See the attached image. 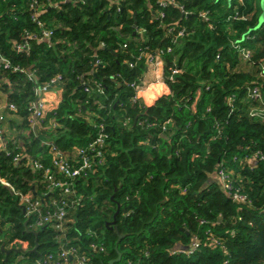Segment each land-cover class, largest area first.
Listing matches in <instances>:
<instances>
[{"label":"trees","instance_id":"1","mask_svg":"<svg viewBox=\"0 0 264 264\" xmlns=\"http://www.w3.org/2000/svg\"><path fill=\"white\" fill-rule=\"evenodd\" d=\"M258 1L161 7L158 0H0V54L18 68L0 65V91L15 107L5 108L0 121V264L17 257L34 264L60 249L64 242L52 228L38 237L28 228L12 188L41 195L43 172L27 160L49 167L52 149L66 154L86 146L99 125L108 135L107 158L75 185L82 199L70 210L69 246L87 252L92 243L104 245L92 264H109L118 253L115 264H264V160L249 162L256 152L264 155V122L250 115L247 99L248 88L261 82L264 94ZM236 9L248 19L229 21ZM181 27L189 35L175 42ZM45 28L49 41L30 37ZM233 41L251 50V62L242 61ZM25 42L29 49H16ZM157 51H164L163 80L138 90L149 60L138 57ZM241 63L260 66V75L242 71ZM98 84L104 95L85 91ZM45 85L60 88L62 97L33 128L30 106ZM221 170L231 172L234 190L219 182ZM106 203L114 207L110 217L101 212ZM193 240L196 250L178 252ZM9 249L25 253L8 255Z\"/></svg>","mask_w":264,"mask_h":264},{"label":"built area","instance_id":"2","mask_svg":"<svg viewBox=\"0 0 264 264\" xmlns=\"http://www.w3.org/2000/svg\"><path fill=\"white\" fill-rule=\"evenodd\" d=\"M189 1V0H186ZM158 3L161 7H167L172 5H178L177 0H158ZM240 5L244 4V0H238ZM238 8V7H237ZM35 14L33 15L34 20H37L40 10L34 9ZM183 16L189 15L190 12L185 11L182 8ZM162 17L164 15L162 14ZM199 17L203 20L209 21L208 13L201 11ZM248 16L246 14L240 13L237 9L235 14L229 17V21H246ZM42 26L41 23H38ZM143 30L138 31L140 35L143 34ZM169 32H173L172 29H169ZM177 34L175 35V42L179 38H186L189 33L186 28H179L176 30ZM52 35V31L48 28H45L42 31V35L38 36L35 33L30 35L31 38L38 41H49ZM234 48L238 50V53L244 62H251L252 52L250 49L241 47L236 42L231 43ZM101 46H105L103 43ZM30 44L25 42L20 45H17L16 49L23 50L29 49ZM173 51L172 47H168L166 52L171 53ZM164 51H157L154 54L142 53L139 55L138 59L148 58L147 73L142 78L141 83L137 85L138 90H144L148 88L154 82H161L163 80V70H164ZM0 65H4L7 69H12L17 71L18 68L11 66L10 62L3 58L0 54ZM97 63V62H96ZM131 66V63H129ZM178 70H173V74H177ZM151 74L153 77L151 81H147V76ZM264 78V68L263 74ZM34 78L31 75V79ZM60 78L53 79L52 83H58ZM85 86V84H84ZM55 88L50 85H45L42 87H37L35 89V94L37 99L31 103L30 106V122L33 128H36L38 122L43 120L46 111H47V94L54 91ZM58 91L62 93L59 88ZM85 91L87 93L97 94L99 96L104 95L102 87L98 84L94 89H91L86 85ZM248 101L254 104L250 111V115L255 118H259L264 122V94L260 85H256L248 88ZM136 102V99L133 100ZM232 100L230 99V104ZM60 102V100H59ZM14 110V105L6 106V108ZM3 120V116L0 115V121ZM140 125H144L143 122H140ZM99 133L95 138L92 139L86 146H76L70 152L64 154L57 150L52 149V162L49 167H46L40 161L27 160L26 166L31 167L36 171L43 172V178L38 183L42 186L43 191L41 195H37V189L34 188V192L30 194L17 193L12 188L13 192L18 196L19 205L25 208L26 213L25 217L28 222H30L28 228L33 232H39L42 228L50 227L55 230L58 235L56 236L59 241L64 243L61 245L60 249L56 253H50L45 256H42L34 264H92L94 255L104 253L106 251L104 245L97 243H92L88 247V251L81 252L80 248L69 246L66 242V234L68 230V224L72 222L70 217V210L78 204L82 196L75 190V185L82 182L85 184L90 176L93 175V172H98V167L103 166L106 162L107 155V146L106 142L108 135L105 134V128L103 125L98 126ZM0 137L1 131H0ZM3 140V138H2ZM5 149L4 142L0 145V151ZM20 159L19 156L15 158V161ZM258 160H264V155L261 152H256L249 158V162H256ZM231 172L225 173L224 170L219 171L217 178L219 182L223 185L224 188L228 190L233 189V177H231ZM238 179H242L238 176ZM7 186H10L8 183H4ZM234 198L240 201H246V197L242 195L239 191H234ZM92 236H96L95 233L89 231ZM213 245L223 246L221 240H216L213 238ZM199 247L197 240H193V243L190 247L185 248L184 250H179L178 252L190 254ZM25 252L23 251V254ZM12 264H26L23 261L22 257H17Z\"/></svg>","mask_w":264,"mask_h":264},{"label":"crops","instance_id":"3","mask_svg":"<svg viewBox=\"0 0 264 264\" xmlns=\"http://www.w3.org/2000/svg\"><path fill=\"white\" fill-rule=\"evenodd\" d=\"M261 9H262V14H263V8H262V6H261ZM150 76H151V74H149L147 76V81H149V82L151 81ZM61 97H62V93H60L58 90H54L51 93L47 94V96H46L47 111H50V110L58 107L59 100H61ZM6 106H7V98H6V95H4V93H2L0 91V115H3V113H5ZM1 143H3V140L0 137V145H1Z\"/></svg>","mask_w":264,"mask_h":264},{"label":"rangeland","instance_id":"4","mask_svg":"<svg viewBox=\"0 0 264 264\" xmlns=\"http://www.w3.org/2000/svg\"><path fill=\"white\" fill-rule=\"evenodd\" d=\"M261 1V2H260ZM262 0H259L258 3H257V7L260 8V5L262 6ZM259 5V6H258ZM261 9V8H260ZM239 68L242 70V71H252L253 73H256L258 76L260 75V66H257L255 67L254 65H251V64H247V63H241L239 65ZM153 76L151 75L150 78H152ZM259 79V78H258ZM263 82L260 83V85H262ZM55 90H58V88H55ZM113 206L109 203H106V205L101 209V212L107 216V217H110L112 215V210H113ZM8 229L5 227L4 228V231L6 232Z\"/></svg>","mask_w":264,"mask_h":264},{"label":"water","instance_id":"5","mask_svg":"<svg viewBox=\"0 0 264 264\" xmlns=\"http://www.w3.org/2000/svg\"><path fill=\"white\" fill-rule=\"evenodd\" d=\"M262 8H263V14H262V16H261V18H260V23H262V22L264 21V0H262ZM0 63H1V62H0ZM22 210H23V213H24V215H25V213H26L25 208L22 207ZM117 214H118V212H116L115 217H116ZM114 223H115V221L112 222V224H114ZM32 233H33L36 237H38V232H33V231H32ZM36 248H37V246H36ZM36 248L34 249V251H36ZM6 253H7L8 255L11 254V253H16V254H18V253H23V250H22V249H9V250H6ZM121 258H122V255H121L120 253H118V257H117L116 259H114V260H111L109 264H115L116 262L120 261Z\"/></svg>","mask_w":264,"mask_h":264}]
</instances>
